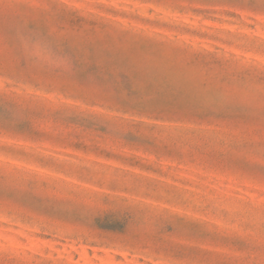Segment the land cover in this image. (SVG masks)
Returning <instances> with one entry per match:
<instances>
[{
	"label": "rangeland",
	"instance_id": "374dc122",
	"mask_svg": "<svg viewBox=\"0 0 264 264\" xmlns=\"http://www.w3.org/2000/svg\"><path fill=\"white\" fill-rule=\"evenodd\" d=\"M0 264H264V0H0Z\"/></svg>",
	"mask_w": 264,
	"mask_h": 264
}]
</instances>
